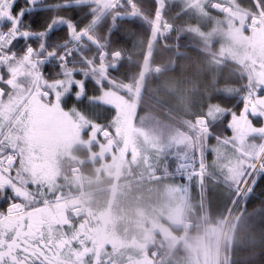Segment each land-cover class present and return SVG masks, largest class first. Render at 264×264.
Segmentation results:
<instances>
[{"label":"snow or ice","instance_id":"snow-or-ice-1","mask_svg":"<svg viewBox=\"0 0 264 264\" xmlns=\"http://www.w3.org/2000/svg\"><path fill=\"white\" fill-rule=\"evenodd\" d=\"M0 264H264V0H0Z\"/></svg>","mask_w":264,"mask_h":264},{"label":"trees","instance_id":"trees-1","mask_svg":"<svg viewBox=\"0 0 264 264\" xmlns=\"http://www.w3.org/2000/svg\"><path fill=\"white\" fill-rule=\"evenodd\" d=\"M252 207H254V205H251V206L249 207V210H250V211H251Z\"/></svg>","mask_w":264,"mask_h":264}]
</instances>
